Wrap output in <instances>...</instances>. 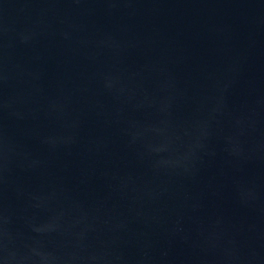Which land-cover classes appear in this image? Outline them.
<instances>
[{
	"label": "water",
	"instance_id": "water-1",
	"mask_svg": "<svg viewBox=\"0 0 264 264\" xmlns=\"http://www.w3.org/2000/svg\"><path fill=\"white\" fill-rule=\"evenodd\" d=\"M0 264H264V0H0Z\"/></svg>",
	"mask_w": 264,
	"mask_h": 264
}]
</instances>
